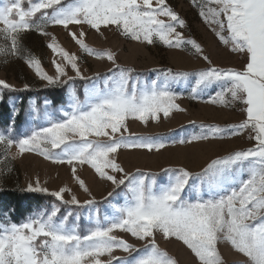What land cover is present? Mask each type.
Returning a JSON list of instances; mask_svg holds the SVG:
<instances>
[{
  "label": "snow or ice",
  "instance_id": "1",
  "mask_svg": "<svg viewBox=\"0 0 264 264\" xmlns=\"http://www.w3.org/2000/svg\"><path fill=\"white\" fill-rule=\"evenodd\" d=\"M193 4L219 42L245 58L242 69L215 65L195 39L185 36L186 21L167 0H6L0 7L4 26L0 37L5 41L0 55L5 63L9 57L24 60L45 82L43 88L67 86L71 101L62 118L46 110L41 113L36 101H30L32 112L46 126L23 138L11 134L20 112L14 108L12 127L8 133L0 132V168L26 152L38 153L54 164L69 165L73 180L90 197L81 201L66 186L50 191L38 179L30 183L28 191L50 195L59 204L21 223L10 217L0 221V264H179L158 239L182 243L197 264H226L221 245L244 257V264H264V0H193ZM70 25H87L98 33L111 26L124 38L147 46L191 51L206 66L192 71L152 69L158 77L146 82L134 68L121 66L114 52L89 47L82 39L85 32H73ZM49 26H62L82 52L107 59L112 67L103 74L85 75L80 58L52 36L47 47L62 57V63L53 59L57 74L49 75L22 43L24 35L33 31L51 36ZM68 66L75 75H68ZM77 80L83 82V100ZM181 82L191 85L189 99L209 93L206 102L240 106L245 119L225 127L189 121L199 133L176 140H169L167 134L129 131V119L147 125L185 112L177 103L183 93L172 87ZM2 89L30 91L32 86L25 83L17 89L0 80ZM245 132L253 146L216 154L198 171L185 166L162 169L168 174L163 184H158L157 173L139 168L129 172L117 162L125 150L158 153L169 144L212 143ZM13 147L18 149L15 154ZM77 165L90 166L99 179L111 184L105 200L124 196L123 204L113 206L110 215L101 219L97 212L84 232L80 215H74L72 208H92L100 202L77 174ZM65 193L71 199H65ZM61 205L68 207L66 214L61 215ZM117 233L128 234L141 245ZM118 251L124 255H117Z\"/></svg>",
  "mask_w": 264,
  "mask_h": 264
},
{
  "label": "rangeland",
  "instance_id": "2",
  "mask_svg": "<svg viewBox=\"0 0 264 264\" xmlns=\"http://www.w3.org/2000/svg\"><path fill=\"white\" fill-rule=\"evenodd\" d=\"M6 0H0V7L4 5ZM167 3L178 13V15L186 21L187 27L182 29L185 36L195 39L205 50V53L210 56L213 63L220 67H231L242 69L245 65V58L240 54L232 53L227 47L222 45L208 24H206L199 15V9L194 6L193 0H167ZM24 3V7H27ZM0 25V28H3ZM73 32L83 30L85 36L82 39L85 43L97 50H110L117 56V62L124 67H131L140 75L141 80L150 82L157 79L158 73L151 71L152 69L173 68L175 70L192 71L206 66L205 61L200 57L193 55L188 50L169 49L159 44L147 46L130 39L124 38L118 34L113 28L103 29L100 33L95 30H90L87 25L76 26L70 25ZM181 30V29H178ZM47 31L51 36L40 35L36 32H29L24 35L22 41L24 48L42 62L43 69L52 76H55L56 70L52 61L55 59L57 63H62V57L59 54H54L47 44L52 42V36L56 38V43L71 54L79 57V65L85 75L91 76L97 72L106 73L111 63L107 59H99L93 55L82 52L79 45L71 38L68 30L62 26H49ZM5 45L3 37H0V47ZM68 75H75L70 66L66 68ZM0 80H5L7 83L14 85L17 89H22L25 83L32 86V89L42 88L41 81L32 68H30L24 60L14 57L7 58L0 55ZM102 86V85H101ZM190 84L181 82L173 85V89L183 95L177 100L185 112H177L169 119H162L159 123L150 121L147 125L139 120L129 119L127 121L129 131L131 133L142 135H154L157 133L167 134L169 140H176L188 135L198 134L200 129L189 121H195L204 124H216L225 127L231 124H237L245 119V113L240 106L232 108L222 105H213L206 101L209 100L210 94L205 93L200 99L191 100L188 98ZM76 88L79 91L80 97L83 100V82L78 84ZM13 91L2 89L0 94L11 93ZM24 92V91H14ZM68 98L67 102L60 106H55L47 98H41L42 104L37 103L35 97H31L27 102V106L22 116V120L14 118V128H12V136L23 138L31 133L33 129L46 126L42 119L36 118V114L32 112L30 101L35 100L36 106L43 113L45 110L52 113L56 118H62V110L68 111L70 97L68 90L66 91ZM2 100H0L1 102ZM48 101L46 105L44 102ZM8 105L11 112L7 117H0V132L8 133L13 125V110L19 109V97L11 95L8 99ZM254 141L248 138L247 132L235 137H229L221 141L212 143L200 142L195 145H180L169 144L166 149H162L158 153H148L141 151H122L117 162L121 164L126 171L135 172L137 168L157 173L158 184L167 182L168 174L162 169L168 167L185 166L192 171H198L210 158L219 153H227L234 149H246L253 146ZM18 151L16 147L11 149V154ZM3 156L0 155V160ZM77 174L86 182L91 189L93 196L100 203L92 208H72L75 215L76 212L80 215L79 226L84 232L92 225L93 219L99 213L101 219L105 214H111L113 206L122 205L124 196L118 195L114 198H104L107 193L112 190L109 182L102 181L95 174L90 166L77 165ZM39 180L42 186L47 187L50 191H57L61 187L71 189L77 198L81 201L89 199L88 195L79 188L72 177L71 168L67 164H54L49 160H45L38 153L26 152L22 156H17L14 160L8 162L7 168H0V192L5 188L17 189L20 191H28L27 186ZM65 199H71L69 193L64 194ZM193 198L192 196L189 197ZM54 204H59L58 201L52 203H43L34 207L33 211L25 218L21 219V223L34 213L40 211H50ZM67 206L61 205V215L66 214ZM9 217L7 212H3V220ZM11 219V218H10ZM70 218V221L73 220ZM12 220V219H11ZM14 222V221H13ZM117 235L128 239L129 242L135 243L138 247L140 241L131 238L128 234L117 233ZM160 247L166 250L170 255L179 261V264H197L190 250L183 246L182 243L175 240L166 241L158 239ZM221 252L226 261V264H244V257L234 252L230 246L221 245ZM117 255H124L122 252H117Z\"/></svg>",
  "mask_w": 264,
  "mask_h": 264
},
{
  "label": "trees",
  "instance_id": "3",
  "mask_svg": "<svg viewBox=\"0 0 264 264\" xmlns=\"http://www.w3.org/2000/svg\"><path fill=\"white\" fill-rule=\"evenodd\" d=\"M82 81L77 80L76 85L81 84ZM67 86L48 88H37L24 92L3 93V99L0 102V117H7L11 112L8 105V99L11 95L19 97V115L17 120L21 121L27 102L31 97L37 99L39 105L42 104L41 98H47L55 106L63 105L67 102ZM56 202V199L50 195L31 191H20L12 188H5L0 192V221H3V212H7L8 216L14 222H20L31 213L35 206L43 203Z\"/></svg>",
  "mask_w": 264,
  "mask_h": 264
}]
</instances>
